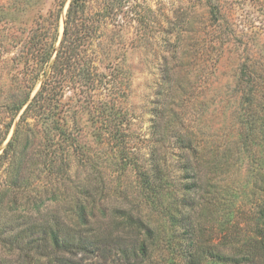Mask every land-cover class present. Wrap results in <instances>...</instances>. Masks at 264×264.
Listing matches in <instances>:
<instances>
[{
	"label": "rangeland",
	"instance_id": "rangeland-1",
	"mask_svg": "<svg viewBox=\"0 0 264 264\" xmlns=\"http://www.w3.org/2000/svg\"><path fill=\"white\" fill-rule=\"evenodd\" d=\"M70 2L0 0L7 240L28 212L67 224L70 200L90 189L112 214L106 222L131 211L170 242L158 263L188 264V213L206 244L249 235L264 202V0H87L69 24L73 60L54 73ZM48 78L44 113L19 125ZM188 160L203 186L195 210L181 189ZM152 162L166 179L147 198L139 171ZM23 244L1 263L35 264Z\"/></svg>",
	"mask_w": 264,
	"mask_h": 264
},
{
	"label": "trees",
	"instance_id": "trees-1",
	"mask_svg": "<svg viewBox=\"0 0 264 264\" xmlns=\"http://www.w3.org/2000/svg\"><path fill=\"white\" fill-rule=\"evenodd\" d=\"M86 1L71 0L70 2L65 36L52 66L54 73L63 58L73 60L71 55H66L67 50L73 51V47L71 44L65 45V42L69 33V24L78 20L76 16L84 11ZM65 63L62 62V65ZM47 81L52 79L48 78L28 103L18 122L19 125L27 123L28 116L33 113L38 116L44 113L46 107L44 102L51 99V92L53 94V87L47 90L49 86ZM45 90L49 92L48 95H44ZM248 136L249 133H246L245 137ZM143 166H140L142 170L139 171L142 176L140 188L142 191L144 189L148 191L144 193L150 194L146 196L150 198L166 179V168L158 162H152L151 168ZM194 168L189 160L182 162L181 169L186 179L183 184L181 183V189L185 192L183 203L190 210H195L201 201L200 197L203 196L201 193L203 186L198 183ZM95 191L86 190L84 198L74 197L70 200L65 225L58 220L52 222L47 217H43L40 221L39 213L36 215L28 212L26 216L31 221L27 219V227L18 234L17 232L10 234L8 240L6 228L1 226L0 237L3 238V243L0 254L7 261H11L7 257L14 256L16 245L24 240L21 250H25L26 255L35 264H162L154 260L155 252L164 251L165 248L170 247V242L167 243L164 237L158 242V231L154 225L131 211L118 212L109 223L106 222L112 214L107 213L102 198H98L99 195ZM188 214L181 220L184 226L183 238L188 244L186 254L184 253L188 258V264H205L209 259L224 264H264V202L256 208V212L250 218L252 227L249 235L236 234L230 236L228 240L220 239L210 244L201 241L192 223L191 215ZM118 216L122 218L119 221ZM0 264L3 263L0 261Z\"/></svg>",
	"mask_w": 264,
	"mask_h": 264
}]
</instances>
